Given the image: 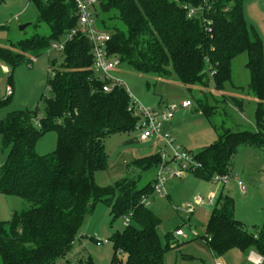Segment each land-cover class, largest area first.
Returning a JSON list of instances; mask_svg holds the SVG:
<instances>
[{"label": "trees", "instance_id": "1", "mask_svg": "<svg viewBox=\"0 0 264 264\" xmlns=\"http://www.w3.org/2000/svg\"><path fill=\"white\" fill-rule=\"evenodd\" d=\"M31 1L38 12L34 24H47L50 33L0 46V63L11 68L49 51L53 41L78 26L74 1ZM245 1L100 0L96 8L99 23L111 32V55L134 70L175 77L189 89L193 85L207 87L213 79L217 90L223 91L232 82L233 61L247 55L248 86L257 98L255 129L218 127V140L194 153L200 166L191 174L203 180H212L216 174H230L235 180L237 174L232 169L238 148H264V41L246 19ZM184 4L205 5L203 17L199 13L189 18ZM207 20L211 21V33ZM109 21H120L124 27H108ZM61 55L58 67L56 58L50 61L52 95L46 98L44 110H15L0 117V134L7 149L0 166V194L20 197L30 204L15 211L9 220L0 221L2 263L57 264L73 249L96 204L105 202L114 220L131 219L112 236L111 264H165L174 232H167L163 241L159 233L162 218L142 203L143 197L154 193L153 180L141 188L139 174L125 176L113 186L95 180V173L110 165L105 137L136 129L138 117L129 110L131 94L124 86L103 89L106 82L97 77L86 36L76 34ZM10 87L12 93L0 100V109L11 99L14 87ZM232 99L243 111L241 101ZM198 101L206 116L215 113L213 105L202 98ZM49 132L57 134L56 148L40 154L37 143ZM160 160V154L154 152L137 157L132 166L146 171ZM235 207L233 196L218 194L207 222V237L203 238L215 255L239 249L245 254L255 250L264 258V222L250 229L236 217ZM79 264L91 262L81 260Z\"/></svg>", "mask_w": 264, "mask_h": 264}, {"label": "rangeland", "instance_id": "2", "mask_svg": "<svg viewBox=\"0 0 264 264\" xmlns=\"http://www.w3.org/2000/svg\"><path fill=\"white\" fill-rule=\"evenodd\" d=\"M244 13L264 41V0H246ZM38 12L31 0H0V46H9L12 41L31 37L34 34L48 35L50 28L45 23L37 22ZM31 23L24 30L19 26ZM101 29H107L99 23ZM117 24L124 27L120 21H109L108 27ZM57 59V67L62 61L60 52L52 50L35 57L31 62L23 63L15 68L0 63V100L7 96L8 87L13 86L14 92L9 103L0 109V117L15 110H44L46 98L52 95L48 79L51 59ZM247 55L241 54L233 61L232 82L226 84L223 91L217 90L215 82L210 79L207 87L193 85L191 89L181 84L177 78H165L156 73H145L134 70L121 63L116 74L122 77L126 88L143 104L158 106L163 100L179 102L183 98L192 99L190 110H179L172 122V134L176 143L181 147L197 153L205 146L219 138L218 127L224 125L233 130L255 129V109L257 98L249 89V71L246 67ZM12 75V81L10 79ZM213 105L215 113L209 117L202 112L198 99ZM232 98L241 101V111ZM243 103V104H242ZM164 104V103H162ZM154 149L159 151L163 141L159 138ZM153 139L142 141L140 132L113 133L105 137L104 143L109 153L110 165L105 170L95 173V180L103 186H113L125 176H140L138 186L141 188L156 176L157 169L152 167L143 171L132 166L133 161L144 154L152 152L144 149ZM57 145V134L49 132L42 136L37 143L40 154L52 152ZM144 149V150H142ZM7 156L0 134V166ZM131 166L128 169V166ZM233 174L240 176L246 186V193L240 192L231 178L230 184L221 185L212 180L199 179L189 173L186 177L175 178L167 183L169 196L153 194L150 196L151 208L163 221L159 233L163 241L167 232L183 228L187 237L172 238L171 248L165 256V264H215V258L223 264H245L244 252L239 249L224 255H213L206 236V226L212 204L198 206L189 215L185 205L193 201L198 194L207 195L214 192L217 195L225 192L234 197L237 202V214L252 230L259 228L264 222V148L256 146H240L234 158ZM246 177L244 180L242 177ZM246 181V182H245ZM30 204L17 196L0 194V221L9 220L15 211H21ZM124 219L114 220L111 207L105 202L96 204L93 212L87 218L73 249L66 258H60L57 264H79L81 260L91 264H111L113 234L124 228ZM176 236V235H175ZM102 243L99 245L97 241ZM123 262L126 256H121ZM66 260H69L67 263ZM0 264L2 259L0 257Z\"/></svg>", "mask_w": 264, "mask_h": 264}, {"label": "built area", "instance_id": "3", "mask_svg": "<svg viewBox=\"0 0 264 264\" xmlns=\"http://www.w3.org/2000/svg\"><path fill=\"white\" fill-rule=\"evenodd\" d=\"M72 1H74L77 7L78 26L64 34L61 39L53 41L50 45L49 51L55 50L60 53L63 52L68 41L72 40L76 34H82L86 36L91 43L94 54V68L98 75L97 77L106 82L103 89L105 91H111L116 86H124L126 88L124 79L116 74V70L121 64L120 59L111 55L108 49L111 32L108 29H101L98 24L96 8L98 7L100 0ZM183 6L187 10V16L189 18L199 15V13L203 17L202 13L205 10V5L193 6L184 4ZM206 27L209 33L213 31L210 20H207ZM50 74L54 75L51 70ZM7 91L8 94L12 93V88L9 86ZM130 94L132 100L129 110L138 117L135 130L140 132L141 140L145 141L159 138L163 141V146L158 151L161 160L156 166L157 172L153 179V194H158L164 197L169 196L167 188L169 180L186 177L189 173L200 166L194 153L177 144L172 132L165 128L166 124L171 122L175 113L180 108L190 109L193 105V101L192 99H183L179 102H170L163 106L153 107L143 104L131 92ZM36 123L38 124L39 122L36 120ZM231 178L230 174H216L213 176L212 181L217 184L225 185L229 183ZM235 180L241 191L245 192L246 186L244 182L239 179L237 175L235 176ZM216 197L217 194L214 192H210L206 196L203 194L196 195L193 198V201L185 205V211L189 215V218H187L185 222H189L191 215L196 211L198 206L204 204L213 205ZM149 198L150 196L143 197L142 203L149 206ZM130 221V217L126 216L124 218V225H128ZM175 235L176 237H187L183 228L176 230ZM97 243L100 245L102 242L98 240ZM215 262V264H223L217 259ZM260 262L261 259H257L256 263L260 264Z\"/></svg>", "mask_w": 264, "mask_h": 264}, {"label": "crops", "instance_id": "4", "mask_svg": "<svg viewBox=\"0 0 264 264\" xmlns=\"http://www.w3.org/2000/svg\"><path fill=\"white\" fill-rule=\"evenodd\" d=\"M2 63V62H1ZM5 68L6 69H9L6 65H5ZM183 99H189V98H183ZM183 99H181V100H183ZM165 101L163 100L160 104H162V103H164ZM166 103H169V102H166ZM159 104V105H160ZM243 104V103H242ZM243 108H244V106H243ZM181 110H190V109H181ZM178 112V111H177ZM177 112H176V114H177ZM175 114V115H176ZM175 118V117H174ZM174 118L172 119V121L171 122H169V123H167L166 124V126H165V128H166V130H168V131H173L172 129H173V127L175 126L174 124H172V122H173V120H174ZM157 142H158V139H153V140H151L150 141V144H148V146L146 147V148H144V149H147V150H151L152 148L154 149V144H157ZM144 149H142V150H144ZM152 151V150H151ZM154 152H158V150L156 149V151H152V152H150V153H147V154H144V155H148V154H152V153H154ZM141 156H143V155H141ZM240 177V176H239ZM242 177V176H241ZM244 180L246 179V177H242ZM235 182V184H236V186H237V188L240 190V192H242L241 191V189H240V187L238 186V184H237V182H236V180H234ZM246 182V181H245ZM231 182L229 181V183H227L226 185H228V184H230ZM242 193H246V191L245 192H242ZM247 194V193H246ZM171 195L169 194V197H170ZM236 201V200H235ZM213 206V205H212ZM211 206V207H212ZM209 212H211V210H209ZM235 215H236V217L239 219V220H241V221H243L245 224H246V222L243 220V219H241V218H239V216H238V214H237V202H236V207H235ZM247 225V224H246ZM247 227H249L248 225H247ZM251 229V228H250ZM174 237H176L175 235H174ZM177 238H179V237H177ZM181 243H183V242H179V244H181ZM235 250V249H234ZM230 252H233V250L232 251H230ZM212 254L213 255H215L213 252H212ZM244 255H245V257H246V261H245V264H257L256 263V261H257V259H261V262H260V264H264V258L261 256V255H259L255 250H252V251H250V253H248V254H245L244 253ZM217 258H215V260H216ZM218 260V259H217Z\"/></svg>", "mask_w": 264, "mask_h": 264}, {"label": "water", "instance_id": "5", "mask_svg": "<svg viewBox=\"0 0 264 264\" xmlns=\"http://www.w3.org/2000/svg\"><path fill=\"white\" fill-rule=\"evenodd\" d=\"M29 25H31V23H25V24H23V25H20V26H19V29H20V30H24V29L27 28Z\"/></svg>", "mask_w": 264, "mask_h": 264}]
</instances>
